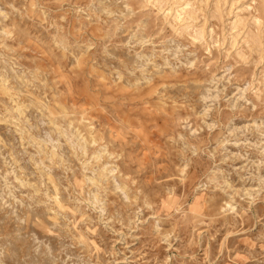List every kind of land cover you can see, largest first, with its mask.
<instances>
[{"label": "rangeland", "instance_id": "obj_1", "mask_svg": "<svg viewBox=\"0 0 264 264\" xmlns=\"http://www.w3.org/2000/svg\"><path fill=\"white\" fill-rule=\"evenodd\" d=\"M262 181L264 0H0V264H264Z\"/></svg>", "mask_w": 264, "mask_h": 264}, {"label": "clouds", "instance_id": "obj_2", "mask_svg": "<svg viewBox=\"0 0 264 264\" xmlns=\"http://www.w3.org/2000/svg\"><path fill=\"white\" fill-rule=\"evenodd\" d=\"M177 143H179V142H177ZM187 149H188V145L185 144L184 149H181L180 151H184V150H187ZM195 154L196 153L193 152V155H195ZM182 163H184V166L187 167V162L186 161H182ZM261 190H264V181H262ZM63 219L67 221L68 225H72L75 222V218L69 219L68 217L64 216Z\"/></svg>", "mask_w": 264, "mask_h": 264}, {"label": "bare ground", "instance_id": "obj_3", "mask_svg": "<svg viewBox=\"0 0 264 264\" xmlns=\"http://www.w3.org/2000/svg\"><path fill=\"white\" fill-rule=\"evenodd\" d=\"M12 9V8H11ZM99 158V157H98Z\"/></svg>", "mask_w": 264, "mask_h": 264}]
</instances>
